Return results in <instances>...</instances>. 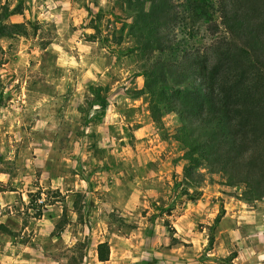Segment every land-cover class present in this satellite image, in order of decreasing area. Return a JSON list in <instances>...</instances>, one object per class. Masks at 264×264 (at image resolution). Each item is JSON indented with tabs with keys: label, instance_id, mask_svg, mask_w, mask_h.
<instances>
[{
	"label": "rangeland",
	"instance_id": "rangeland-1",
	"mask_svg": "<svg viewBox=\"0 0 264 264\" xmlns=\"http://www.w3.org/2000/svg\"><path fill=\"white\" fill-rule=\"evenodd\" d=\"M18 4L3 22L27 34L0 38V264H264V199L241 200L218 175L193 194L181 181L183 149L163 136L175 116L158 128L135 94L130 12L0 0V13Z\"/></svg>",
	"mask_w": 264,
	"mask_h": 264
},
{
	"label": "trees",
	"instance_id": "trees-1",
	"mask_svg": "<svg viewBox=\"0 0 264 264\" xmlns=\"http://www.w3.org/2000/svg\"><path fill=\"white\" fill-rule=\"evenodd\" d=\"M118 1L132 16L127 35L134 44L124 50L139 62L143 84L135 94L146 97L158 128L166 114L178 123L163 136L183 149L181 181L193 194L205 175H218L221 184L241 188V200H263L264 0ZM1 9L0 38L26 35L23 23L3 22L21 6ZM108 256L107 243H99L98 260Z\"/></svg>",
	"mask_w": 264,
	"mask_h": 264
},
{
	"label": "crops",
	"instance_id": "crops-1",
	"mask_svg": "<svg viewBox=\"0 0 264 264\" xmlns=\"http://www.w3.org/2000/svg\"><path fill=\"white\" fill-rule=\"evenodd\" d=\"M144 130H145V128H141V134H144ZM262 207H264V205H262Z\"/></svg>",
	"mask_w": 264,
	"mask_h": 264
}]
</instances>
